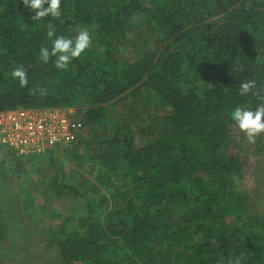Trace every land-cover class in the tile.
<instances>
[{"label": "trees", "instance_id": "16d2710c", "mask_svg": "<svg viewBox=\"0 0 264 264\" xmlns=\"http://www.w3.org/2000/svg\"><path fill=\"white\" fill-rule=\"evenodd\" d=\"M61 13L33 21L22 0H0V110L73 108L84 129L102 137L89 152L85 139V151L71 150L86 178L53 179L43 185V204L32 194L19 204L32 226L44 222L53 197L75 199L41 230L44 253L54 255L53 264H229L241 256V264H264V217L250 213L252 192L242 185L247 154L230 138L237 126L229 117L237 106L262 103L239 89L251 80L264 89V0H61ZM140 14L148 15L145 40L155 36V47L117 60L128 22ZM49 22L56 36L74 39L86 28L92 37L67 70L55 67V57L39 59L40 47L52 46ZM20 65L26 87L11 76ZM36 88L46 95L32 94ZM126 96L137 112L118 127L106 105ZM152 96L169 114L137 130L141 140L157 133L138 142L131 123L148 115ZM19 211L11 202L0 209V243L21 258ZM23 231L26 247L30 233Z\"/></svg>", "mask_w": 264, "mask_h": 264}, {"label": "rangeland", "instance_id": "374dc122", "mask_svg": "<svg viewBox=\"0 0 264 264\" xmlns=\"http://www.w3.org/2000/svg\"><path fill=\"white\" fill-rule=\"evenodd\" d=\"M147 19V14H140L136 19L129 20L128 39L127 42L118 48L115 54L117 60L121 61L126 59L131 53L133 54L134 51H143L148 48L154 49L156 45L155 36L151 38L154 41L145 40V27L142 23H147ZM134 101L135 100L131 99L129 96H126L106 105L108 113L115 118V122H117L115 124L118 125V127H121L125 121L128 122L130 120L129 114L135 115L137 112L131 109V104H133ZM143 102L144 100H141L138 103V109H143ZM166 114H169V107L161 102L158 97L152 96L148 115L142 114V118L137 120V124L131 123V137L142 143L145 142V139L148 141L153 140L157 135L156 132H154L152 136L146 133L144 139L141 140V132L137 133V130H140V128L144 126H148L151 123V118L161 119ZM75 115L81 116L82 113H75ZM115 124L112 125L111 129L116 127ZM110 133L109 131V134ZM100 134V132L90 131L83 127L76 143L63 148H50L48 151L38 155H20L7 147L0 146L1 155H6L5 157H7V163L0 164V209H5L7 204L11 202L18 205L20 211H24V206L21 205L20 207L19 204L23 202L22 200H24L27 194H32L34 196L33 203L39 206L43 204L44 201L43 185L52 182L53 179L63 180V177H73L75 178L74 181H76L82 176L86 178L88 176L84 174V168L86 166L80 162L74 163L76 161L71 159V150L75 147L84 150V145L81 147V143L83 139H85L87 143L86 149L87 152H89L90 148L101 140L102 137ZM230 138L233 142H237L241 145L242 154H247L248 162L242 185L245 191L252 192V195H250V213L264 217V134L256 137L255 142L251 143L238 127H232ZM65 178L64 181H67ZM93 183V175H89L86 185L90 186ZM77 185L78 182L75 183V186ZM255 189L256 195H253ZM49 191H53L52 186L49 188ZM74 204L75 199L71 195L63 194L53 197L45 212L47 216L44 222H38L32 226L28 223L29 217H26L28 216L26 212L19 211L20 218L22 219V231H20L18 236L15 235L17 237L15 240L18 250L26 252V256L23 253V255H20L21 258H18L16 254L10 253L8 251L7 242L3 241L0 243V254L4 256L5 264H19L18 259L25 261L26 264H53L54 255L50 254V252L44 253L46 239L41 233V230L44 231L48 226L54 223L56 224L57 217L55 214L64 213V208H70ZM0 217V219L3 218L1 215ZM8 224L11 225L12 221L8 222ZM16 227H18V224H16ZM23 229L26 231L28 230L30 233V241L27 243L28 246L26 247L24 244L26 242L24 241L25 233Z\"/></svg>", "mask_w": 264, "mask_h": 264}, {"label": "clouds", "instance_id": "9594fccd", "mask_svg": "<svg viewBox=\"0 0 264 264\" xmlns=\"http://www.w3.org/2000/svg\"><path fill=\"white\" fill-rule=\"evenodd\" d=\"M24 6L34 11L31 17L33 21L42 20L47 17L60 19L61 0H22ZM47 37L51 40V49L47 46H41L39 49V59L47 63L52 57H55V67L61 71L67 70L73 59H79L81 55L91 47L92 37L86 28L81 29L74 39L65 36H56V27L49 22L47 25ZM55 37V39H53ZM11 76L19 81L21 87L28 85L27 70L23 65L14 68ZM39 91L41 95L46 93L36 88L31 90L32 94ZM251 93L256 96L262 103L255 110L248 107L237 106L229 112V117L243 132L247 140L251 143L255 142L256 137L264 134V89L256 87V81L251 80L243 82L240 85L239 94L245 96ZM243 256L236 260L229 261V264H241Z\"/></svg>", "mask_w": 264, "mask_h": 264}, {"label": "built area", "instance_id": "2783aa9c", "mask_svg": "<svg viewBox=\"0 0 264 264\" xmlns=\"http://www.w3.org/2000/svg\"><path fill=\"white\" fill-rule=\"evenodd\" d=\"M83 128L73 108L16 107L0 110V145L20 155H38L76 143Z\"/></svg>", "mask_w": 264, "mask_h": 264}]
</instances>
